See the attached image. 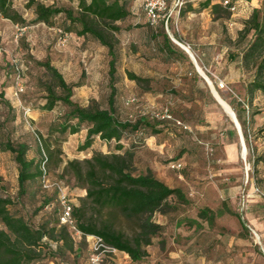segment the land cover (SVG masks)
<instances>
[{"label":"rangeland","instance_id":"rangeland-1","mask_svg":"<svg viewBox=\"0 0 264 264\" xmlns=\"http://www.w3.org/2000/svg\"><path fill=\"white\" fill-rule=\"evenodd\" d=\"M42 1L46 5L77 10L79 0ZM11 2L26 21L34 19L33 7L26 6L27 0ZM128 8L130 15L117 22L120 30L114 33L116 113L122 120L135 121L144 117L157 123L158 132L146 130L143 134H126L122 142L126 147L135 145V175L151 171L168 186L180 187L189 202L172 204L166 214H153L152 220L163 227L153 237L147 247L148 255L141 261H132L128 254L118 251L104 253L97 264H264V247L259 235L245 224L242 226L239 220L240 217L246 222L240 200L252 194V186L264 191L261 167L264 163V117L257 109L264 107V92L254 95L252 103L257 105L249 117L254 115L257 122L245 123L246 139L234 104L244 103L245 99H238L242 97L239 88L224 80L231 65V69L239 67L240 64H236L241 60L239 52L244 50L252 35L239 40L240 30L234 28L231 33L225 24L217 29L211 26L205 29V18L195 13H185L181 18L174 10L167 25L162 21L151 25L143 0L129 2ZM258 8L264 10V0H260ZM64 24L63 14L54 18L52 26L45 23L22 26L0 16V144L6 141L14 146L24 143L28 148L27 159L38 157V149L49 156L45 145L53 151L45 163V176L27 182L25 194L19 195V166L13 153L0 148V196L11 200L8 208L13 215L51 235L59 231L58 187L75 206H79L86 194L73 177L64 172L66 163L88 158L97 150L103 153L114 150V141L106 143L99 138L90 148L80 150L87 125L83 124L74 134L69 131L61 134L56 127L69 106L58 101L52 110L44 109L46 88L53 84L45 68L39 65L45 60L59 70L69 85H76L72 88L73 102L82 107H108V48L91 36L64 33ZM210 32L218 34L215 49L212 54L203 56L202 47L208 46ZM173 38L190 49L219 95L232 107L244 137L245 157L233 121L214 99L189 54ZM128 72L141 80H131ZM243 78L247 82L252 72L245 69ZM220 82L224 83V88H220ZM54 90L58 95L63 94L61 88L54 87ZM165 107L188 129L174 121L158 119ZM229 143L237 146L236 169L225 161V145ZM206 144L213 149L212 153L207 152ZM257 157L262 160L255 165ZM173 161L181 162L182 168H170ZM212 174H217L221 180H215ZM201 198H205L208 205H203ZM203 207L215 212L212 224L201 219L197 224L191 222L190 215L197 216ZM91 212L87 211V217ZM115 227L127 236L138 230L136 220L122 215H116ZM69 235L68 244L46 236L38 247L39 258L29 264H92V240L70 230Z\"/></svg>","mask_w":264,"mask_h":264},{"label":"trees","instance_id":"trees-1","mask_svg":"<svg viewBox=\"0 0 264 264\" xmlns=\"http://www.w3.org/2000/svg\"><path fill=\"white\" fill-rule=\"evenodd\" d=\"M131 1L133 0H79L77 10H74L46 5L42 0H27L26 6L33 7L35 13L34 19L29 22L12 7L11 0H0V16L22 26L30 23H45L52 26L54 18L63 14L64 33L76 32L78 36H91L108 48L110 93L107 108L82 107L73 102L72 88L76 85H69L59 70L45 60L39 65L45 68L53 84L46 88L44 109L52 110L58 101L69 106V111L56 127L61 134L68 131L74 134L83 124L87 125L84 140L79 144L80 150L90 148L96 138L106 143L114 141L113 152L103 153L97 150L88 158L72 159L64 166V172L70 174L76 185L86 191L85 196L80 199L79 206L72 203V215L76 227L85 236L97 235L106 245L128 254L132 261H141L148 255L147 247L151 245L153 237L163 227L152 220L153 214L156 212L166 214L172 208V204L188 203L189 199L180 187L168 186L151 171L135 175L133 173L135 145L125 147L122 143L126 134L137 132L143 134L146 130L158 132L157 123H152L144 117L135 121L122 120L116 113L117 56L114 33L120 30L117 22L130 15L128 3ZM210 1H201V6H207ZM185 5L180 9V14ZM212 11L222 17L230 15V10L222 3L214 4ZM243 24L239 31V40L247 38L249 34L252 35L244 50L239 52L241 65L252 72V78L245 87L244 102L252 103L257 92H264V10L253 8ZM165 39L168 40L167 35ZM128 76L131 80H141V77L132 72H128ZM54 87L61 88L63 94L58 95ZM237 117L244 127L245 138L248 139L245 122L241 121L238 113ZM0 148L13 153L19 166L17 177L19 195L25 194L27 182L45 176V163L53 154L47 145L45 150L49 156L42 153V149H38V157L32 159H27L28 148L24 143L14 146L6 141L0 144ZM261 160L262 157L255 158V165ZM10 204V199L0 196V264H29L37 260L40 251L38 247L48 235L68 244L69 229L59 223L61 207L57 218L59 231L56 235H51L44 229L31 227L22 217L13 215L8 208ZM88 210L92 212L87 217ZM116 215L136 220L138 230L132 236H127L115 227ZM214 217L215 212L212 209L203 207L198 211L197 219L193 218L191 222L197 224L201 219L212 224ZM239 220L244 226L240 217Z\"/></svg>","mask_w":264,"mask_h":264},{"label":"crops","instance_id":"crops-1","mask_svg":"<svg viewBox=\"0 0 264 264\" xmlns=\"http://www.w3.org/2000/svg\"><path fill=\"white\" fill-rule=\"evenodd\" d=\"M187 4L183 8V12L180 14L181 18L184 17L186 14L195 13L196 16L200 15L201 17L206 19V24L203 28L213 27L214 29H217L220 24H225L228 26L231 30V33H233L234 28L237 30H241L244 26L243 22L249 17L251 11L253 8L259 7L260 0H234V3L237 6L236 12H230V15L228 17H222L218 16L216 13H213L212 6L214 4L221 5L222 0H211L210 3L207 6H201V1L203 0H187ZM177 13V12H176ZM186 13V14H185ZM178 15V13H177ZM208 33V32H207ZM210 41L206 44L208 46L202 47L203 51L202 55L206 56V54L211 53L214 51L216 43V38L218 37V34L214 32H210ZM211 51V52H210ZM215 57L211 58V60H214ZM239 63V67L237 69H231L229 67L228 71L225 74L224 80L226 83L236 86L239 88V94L242 95V97H238V99H245V87L247 82H245L244 73L245 69L241 65V61H237L236 64ZM234 68V65H233ZM236 70V71H235ZM237 73V76L235 75ZM238 84V85H237ZM260 92V91H259ZM245 101V100H244ZM237 107L240 115V119L242 122L255 124L256 117L254 115H251L249 117V113H251L252 109L257 105V103H234ZM259 111H261V115L264 117V107L257 108ZM235 125V123H234ZM236 127V125H235ZM237 129V127H236ZM238 131V130H237ZM239 134V133H238ZM240 136V135H239ZM241 142V139H240ZM123 143V142H122ZM242 143V142H241ZM124 144V143H123ZM126 147V146H125ZM225 152L227 158L225 161H227L228 166L231 168L236 169V163L238 160V154H237V146L233 144H226L225 145ZM228 167V168H230ZM262 169L264 170V163L261 165ZM214 176L215 180H221V177H218L217 174H212ZM262 178H264V171L262 174ZM254 185L252 186V194H247L240 200V204L243 205L244 210V216L246 219V222L244 223L247 227H250L254 231L257 232V235H259L260 240L264 247V196H260L257 193L254 192ZM201 188H199L200 190ZM230 192V191H229ZM232 192V191H231ZM201 195L205 196L203 194V191H199ZM188 198V196H187ZM201 203L203 205H208L207 200L205 198H201ZM191 218H196V215H190ZM192 228V230H195ZM120 252V251H119ZM122 253V252H120ZM119 262V261H118ZM92 263V262H91ZM97 264V263H92Z\"/></svg>","mask_w":264,"mask_h":264},{"label":"built area","instance_id":"built-area-1","mask_svg":"<svg viewBox=\"0 0 264 264\" xmlns=\"http://www.w3.org/2000/svg\"><path fill=\"white\" fill-rule=\"evenodd\" d=\"M143 0V6H144V11L148 17L149 23L151 25H158L161 21L165 23L166 25L168 24V20L171 16L172 10L176 11L179 13L180 9L185 5L187 0ZM222 4L225 7H228L230 12H236L237 6L234 3V0H222ZM220 88H224V83L220 82L219 83ZM158 119L162 120H171L174 121L175 124L182 126L184 129H188V126L183 124L182 121L175 119L171 111L168 107H165L161 113L160 116L157 117ZM207 152L212 153V148H210L206 144ZM169 167L172 169H177L179 170L182 168V163L179 161H173L169 164ZM59 192H58V199L61 207V212L59 215V223L61 225H66L70 231H74L77 234L84 235L77 227L75 224V219L73 218L72 215V203L67 196V193L61 188L58 187ZM254 192L257 193L260 196H264V191L261 190L259 187L254 188ZM255 233V232H254ZM88 238L92 240V255H91V262L92 263H98L104 253L108 252L111 254H115L118 252L117 249L114 247H111L109 245H106L104 241L102 240L101 237L97 235H86Z\"/></svg>","mask_w":264,"mask_h":264},{"label":"bare ground","instance_id":"bare-ground-1","mask_svg":"<svg viewBox=\"0 0 264 264\" xmlns=\"http://www.w3.org/2000/svg\"><path fill=\"white\" fill-rule=\"evenodd\" d=\"M173 39H174V38H173ZM174 41H175L177 44H179V45L182 47V49H183L186 53L189 54V56H192V55H193L192 52L190 51V49H189L187 46H185V45L179 43V42H178L177 40H175V39H174ZM197 68H198V70L200 71L201 75H203L204 77L208 78V77L205 75V73L202 71V69L200 68V66L198 65V63H197ZM219 96H220V95H219ZM213 97H214V99L216 100V102L219 104V106L224 110V112L227 113V114L229 115V117L231 118V120L233 121V123H235V125L238 126V120L236 121L235 118L233 117L232 112H231V110H233V109H232V107L229 105V103H227V102H226L221 96L218 97L216 94H214ZM224 102H225V103H224ZM241 146H242V156L245 157V152H246V150H244V147H243L242 143H241Z\"/></svg>","mask_w":264,"mask_h":264},{"label":"water","instance_id":"water-1","mask_svg":"<svg viewBox=\"0 0 264 264\" xmlns=\"http://www.w3.org/2000/svg\"><path fill=\"white\" fill-rule=\"evenodd\" d=\"M190 57H191L193 63L195 64V67H196L197 72L201 75L200 71H199L198 68H197V61H196L195 57H194L193 55L190 56ZM201 76L203 77V79H204V80L206 81V83L208 84L209 89H210L212 95L214 96V94H216L218 97H220V96H219V93H218V91L216 90L215 86L213 85L212 81H211L209 78L204 77L203 75H201ZM224 103H225V102H224ZM231 112H232L233 117H234L235 120L237 121V117H236L235 112H234L233 110H231ZM236 127H237L238 133H239V135H240V139H241L242 145H243V147H244V150H246V146H245V142H244V137H243L242 130H241V126H240L239 122H238V126L236 125Z\"/></svg>","mask_w":264,"mask_h":264}]
</instances>
